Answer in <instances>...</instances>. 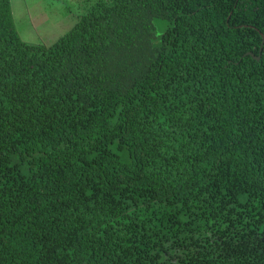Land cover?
Here are the masks:
<instances>
[{
	"label": "trees",
	"instance_id": "16d2710c",
	"mask_svg": "<svg viewBox=\"0 0 264 264\" xmlns=\"http://www.w3.org/2000/svg\"><path fill=\"white\" fill-rule=\"evenodd\" d=\"M262 36L264 0H98L31 45L0 0V264H264Z\"/></svg>",
	"mask_w": 264,
	"mask_h": 264
},
{
	"label": "rangeland",
	"instance_id": "374dc122",
	"mask_svg": "<svg viewBox=\"0 0 264 264\" xmlns=\"http://www.w3.org/2000/svg\"><path fill=\"white\" fill-rule=\"evenodd\" d=\"M98 0H10L14 23L21 39L31 45L54 44L68 33ZM156 34L164 28L155 22Z\"/></svg>",
	"mask_w": 264,
	"mask_h": 264
},
{
	"label": "water",
	"instance_id": "95a60500",
	"mask_svg": "<svg viewBox=\"0 0 264 264\" xmlns=\"http://www.w3.org/2000/svg\"><path fill=\"white\" fill-rule=\"evenodd\" d=\"M263 45H264V36H262V44H261V47H260V54L262 52V49H263ZM248 56H251L252 58L256 59L257 61L260 59V57H255L253 54L251 53H248L247 54Z\"/></svg>",
	"mask_w": 264,
	"mask_h": 264
}]
</instances>
